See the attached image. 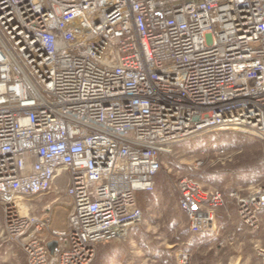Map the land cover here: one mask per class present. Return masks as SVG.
Segmentation results:
<instances>
[{
  "label": "built area",
  "instance_id": "obj_1",
  "mask_svg": "<svg viewBox=\"0 0 264 264\" xmlns=\"http://www.w3.org/2000/svg\"><path fill=\"white\" fill-rule=\"evenodd\" d=\"M225 132L264 140V0H0V204L27 264H92L141 223L161 156ZM176 192L187 244L228 204L264 231V184L226 197L184 176ZM51 193L69 198L64 229L48 207L17 212Z\"/></svg>",
  "mask_w": 264,
  "mask_h": 264
},
{
  "label": "rangeland",
  "instance_id": "obj_2",
  "mask_svg": "<svg viewBox=\"0 0 264 264\" xmlns=\"http://www.w3.org/2000/svg\"><path fill=\"white\" fill-rule=\"evenodd\" d=\"M227 135H231L234 142L238 136H242L255 144L244 150L226 147ZM219 136L217 139L210 135L190 140L161 156L160 173L165 176V192L155 189L152 194L139 193L138 203L143 213L141 223L132 228L125 239L97 246L92 264H154L163 249L169 252L174 264H178L176 255L182 250L189 251L191 255L189 264H259L254 250L259 245L256 239L261 238V233L252 235L243 225H231L227 215H234L232 204L214 210L215 222L210 234L192 238L187 244L190 237L187 221L176 204L179 178L190 176L198 181L204 191L219 190L226 197L233 190L238 189L245 194L264 184L251 182L244 186L238 179L239 173L227 169L252 161L258 154L264 155V140L240 132H225ZM213 139L215 143L225 141L216 145L212 143ZM217 167L220 169H213ZM47 207L50 227L64 229L71 212L68 197L59 198L51 193L40 199L25 198L17 212L20 215H41ZM260 216L264 222V213ZM5 223L6 211L0 204V264H24L25 254L20 247L7 241ZM166 224H169L176 239L179 232L187 231L186 240L169 245L166 235L160 232ZM237 232L241 234L240 237ZM204 239L209 242L207 248L200 246ZM233 250L240 254L235 255Z\"/></svg>",
  "mask_w": 264,
  "mask_h": 264
},
{
  "label": "trees",
  "instance_id": "obj_3",
  "mask_svg": "<svg viewBox=\"0 0 264 264\" xmlns=\"http://www.w3.org/2000/svg\"><path fill=\"white\" fill-rule=\"evenodd\" d=\"M214 136V139H217L219 136V134H214L212 135V137ZM227 143H226V147H232L234 146L235 148H240L243 149L244 148H250L251 146H253L255 144V142H252L250 140H248L245 137L242 136H238L237 137V141L234 142L231 139V135H227ZM214 139L212 140V143L219 145V144H224L223 141H219L217 143L214 142ZM207 150V149H205ZM215 169H220V168H213ZM212 169V170H213ZM230 171H235L237 173H239V181L242 183V185H247L251 182L253 183H264V155L263 154H258V156L252 160V161H248L245 162L244 164L241 165H235V166H230L229 168H227ZM188 173H191L190 171H187ZM165 176L164 174L160 173L155 177V189L159 190L160 192H165ZM152 200V199H151ZM226 230V228H224ZM171 227L169 226V224H166L165 226H163L162 230L160 232H162L163 235H166L167 241L169 245H176L178 242H181L183 240H186L187 238V231L184 232H179L176 236L178 237V239H176L171 232ZM226 232V231H225ZM207 241V239H204V242L200 244L201 247H205L207 248L208 243L209 242H205ZM177 247V246H176ZM173 250H175V248H173ZM171 250V251H173ZM161 254L159 256V258H157L155 260L154 264H174L172 262V258L169 254L168 251L166 250H161Z\"/></svg>",
  "mask_w": 264,
  "mask_h": 264
},
{
  "label": "crops",
  "instance_id": "obj_4",
  "mask_svg": "<svg viewBox=\"0 0 264 264\" xmlns=\"http://www.w3.org/2000/svg\"><path fill=\"white\" fill-rule=\"evenodd\" d=\"M260 219L262 220V222H263V218L260 216ZM263 225H264V222H263ZM236 230H239V228H237ZM236 234H239V237L241 236V234L239 233V232H237ZM243 235V234H242ZM238 236V235H237ZM240 242V241H239ZM256 242H257V244H259L260 246H264V231L262 232V234H261V238H259V239H256ZM242 244V243H241ZM24 264H27V262H26V257H25V262H24Z\"/></svg>",
  "mask_w": 264,
  "mask_h": 264
},
{
  "label": "water",
  "instance_id": "obj_5",
  "mask_svg": "<svg viewBox=\"0 0 264 264\" xmlns=\"http://www.w3.org/2000/svg\"><path fill=\"white\" fill-rule=\"evenodd\" d=\"M55 246H56L55 242L48 243V249H49V251L50 252H53Z\"/></svg>",
  "mask_w": 264,
  "mask_h": 264
}]
</instances>
